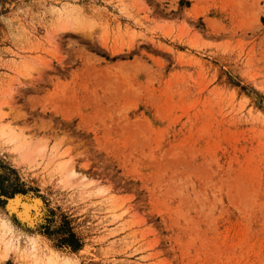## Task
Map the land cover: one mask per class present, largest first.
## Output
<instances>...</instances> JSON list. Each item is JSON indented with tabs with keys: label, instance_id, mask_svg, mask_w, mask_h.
<instances>
[{
	"label": "rangeland",
	"instance_id": "374dc122",
	"mask_svg": "<svg viewBox=\"0 0 264 264\" xmlns=\"http://www.w3.org/2000/svg\"><path fill=\"white\" fill-rule=\"evenodd\" d=\"M0 264H264V0H0Z\"/></svg>",
	"mask_w": 264,
	"mask_h": 264
},
{
	"label": "bare ground",
	"instance_id": "6f19581e",
	"mask_svg": "<svg viewBox=\"0 0 264 264\" xmlns=\"http://www.w3.org/2000/svg\"><path fill=\"white\" fill-rule=\"evenodd\" d=\"M27 201V202H25ZM24 197L17 196L11 201V207L12 208H17L19 206L23 207V215L25 217H31L30 214L33 210H38L42 206V200L40 198H33V199H25ZM18 209V208H17Z\"/></svg>",
	"mask_w": 264,
	"mask_h": 264
}]
</instances>
